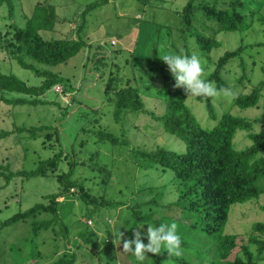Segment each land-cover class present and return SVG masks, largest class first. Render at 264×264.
Here are the masks:
<instances>
[{"label": "rangeland", "instance_id": "374dc122", "mask_svg": "<svg viewBox=\"0 0 264 264\" xmlns=\"http://www.w3.org/2000/svg\"><path fill=\"white\" fill-rule=\"evenodd\" d=\"M97 1L103 0H15L14 19L9 18L5 6L0 8V72L14 74L30 86L41 84V78L18 65L9 50H5V40L13 33L11 25L25 26L26 17L33 13L36 2L56 5L58 22L54 30L42 32V36L49 40L77 38L78 28L81 24L83 26L82 14L87 5ZM145 1L146 4L137 0H110L107 5L91 10L82 32L89 46L65 64L47 66L35 63L40 69L64 77L68 81L66 93L59 85L42 97L45 105H0V130L14 131L22 126L53 127L40 131L36 139L28 134L16 133L1 140L2 166L9 167L12 172H28L56 154H61L62 158L58 171L51 177L26 180L18 176L7 186L6 180L1 177L0 220L38 203L48 204L45 197L61 192L57 178L71 170L72 162L76 164L73 179L82 182L98 199V204L88 205L65 198L58 209L60 221L53 222L48 230H41L38 236L33 235L31 223L35 220L53 221L55 215L42 214L27 223L3 230L0 236V264H53L64 254H70L67 257L74 254V264H114L118 257L117 264H137L131 253H123L122 244L124 240H132L135 231H140L142 241L148 243L147 224L152 223L133 226L134 219L128 211L141 203L144 204L142 215L152 214L153 221L169 218L186 228L191 226L192 221L181 217L180 210L174 207L178 195L173 172L150 166L138 155L159 148L186 151L184 143L165 132L163 124L157 119L165 113L166 106L159 65L151 59L156 50L159 62L172 75L160 57L167 53H179L178 48L182 50L183 20L180 13L188 0ZM262 13L264 15V8ZM259 17L260 14L254 17L245 32L218 34L216 38L222 46L210 54L212 62L200 58L202 78L209 82L216 68L215 63L226 51L242 52V57L231 60L224 70L230 88L217 90L211 82L216 91L210 96L219 115L230 111L251 121L264 116V98L253 109L242 110L234 106L240 93L250 94L264 81V22ZM9 33L11 35L7 36ZM196 49L194 41L190 40V52L195 53ZM242 59L246 64L244 67ZM112 72L115 73L117 90L135 87L143 103L141 111L123 114L120 122L115 120L114 107L109 102L113 93L107 97L105 93L106 81ZM187 105L203 127L216 124L209 118V112L198 96L189 95ZM66 107L68 112L64 118ZM80 108L82 114L79 117L75 113ZM54 127L59 129L65 140L54 134ZM101 131L128 144H113L108 138L99 140L102 138ZM263 131L264 120L254 125V132ZM48 132L53 134L52 140H46ZM235 142L238 149L252 143L245 132H239ZM260 185L264 188V180ZM151 200L159 205L152 207L148 204ZM102 201L107 205L101 206L99 203ZM263 205L264 194L258 200L232 207L224 233L238 235L239 241L246 242L252 225L264 219V213L259 209ZM152 225L156 226L155 223ZM65 230L68 237L62 235ZM119 231L122 234L120 245L119 241H114V235H119ZM185 231L183 229L181 234ZM183 236L193 237L192 233ZM250 250L254 262L264 264V254L259 255L254 245L250 246ZM180 254L189 258L192 264H212L181 250ZM233 255L246 260L240 249L235 250ZM144 264H150L148 257Z\"/></svg>", "mask_w": 264, "mask_h": 264}, {"label": "trees", "instance_id": "16d2710c", "mask_svg": "<svg viewBox=\"0 0 264 264\" xmlns=\"http://www.w3.org/2000/svg\"><path fill=\"white\" fill-rule=\"evenodd\" d=\"M137 1L142 4L147 3L145 0ZM108 3L110 0L87 5L82 14L83 26L81 24L78 28L77 38L47 40L42 36V32H52L58 22L56 5L50 2H36L33 13L26 17L25 26L21 27L16 23L11 25L13 33L12 36H10L11 33L7 35L10 37L5 40V50H9L12 59L16 60L18 65L42 80L40 85L30 86L14 74L0 72V105L12 107L45 105L46 102L42 97L59 85L63 86L66 93L68 81L64 77L40 69L35 63L58 66L77 56L89 46L82 36L88 13ZM4 6L8 9L9 18L14 19L15 0H0V8ZM263 8L264 0H188L180 13L183 20L181 29L183 47L182 50L178 48L177 51L185 55H197L199 59L204 58L212 62L210 54L222 46L216 36L220 33L247 31L258 14H260L258 19L264 22ZM199 23H201L200 27ZM190 40H193L196 45L195 53L190 52ZM99 47L103 46L97 48ZM157 56L155 50L151 62L156 61L159 65L163 81L162 97L166 106L165 113L157 119L163 124L165 132L184 143L186 151L159 148L151 153L142 152L138 155L142 156L150 166H159L162 170L171 171L174 174L178 195L177 201L173 203L174 207L180 210L181 217L192 221L189 228L176 223L177 232L181 238L180 250L201 260H209L212 264H256L250 246H256L259 255L264 254V219L252 225V232L247 233L246 242L239 241L238 235H226L224 232L230 220L232 207L258 200L264 194V188L260 185V182L264 180V131L254 132V125L263 121L264 116L251 121L230 111H223L219 115L211 96L200 95L198 100L205 104L209 118L216 121L212 127H203L187 105L189 95L187 96L184 89L175 87L173 75L166 72ZM236 57H242V52L226 51L215 63L216 68L209 77V82L214 83L217 90L230 88L224 70ZM242 65L243 67L246 65L243 59ZM114 75L115 73L112 72L106 81L105 93L106 97L113 93L109 102L113 104L115 120L120 122L123 114L141 111L143 103L137 88L128 86L117 90ZM263 90L264 81L250 94L240 93L235 98L234 106L242 110L258 107L261 99L264 98ZM81 110L82 108L75 113L76 116H81ZM67 112L66 107L63 113L64 118L67 117ZM51 129H53L51 126L28 128L22 126L14 131L0 130V141L16 133L28 134L30 138L36 139L40 131ZM54 132L58 138L65 140L58 128L54 127ZM239 132L248 133L252 142L250 146L237 148L235 139ZM99 134L102 136L99 140L108 138L113 144H128L127 141L104 131ZM45 137L46 140H52L53 134L48 132ZM61 160V154H56L53 158L41 162L37 169L28 172H12L9 167L0 164V178L6 180L7 186L18 176L26 180L35 177H51L58 171ZM71 165L68 173L61 174L57 178L61 192L47 195L45 200H48V204L38 203L25 211L0 220V236L3 230L19 223H27L39 215L47 213L55 215L53 221L35 220L31 223L33 235L38 236L41 230H48L53 222L60 221L58 209L65 198H71L74 202L75 200L83 201L88 205L98 204V199L92 196L84 184L73 179V168L76 164L72 162ZM99 204L107 205L103 201ZM148 204L152 207L159 205L155 200H151ZM142 207L144 204L141 203L128 209L130 216L134 219L133 226L146 222L156 225L173 222L169 218L153 221L152 214L142 215ZM259 209L264 213V205ZM183 229L186 230L183 234L192 233L193 237H184L181 234ZM67 232L65 230L62 235L68 237ZM237 249L242 251L246 260L233 255ZM67 255L70 254H64L53 264H74L75 255L71 254V257ZM146 257L150 264H192L189 258L181 254H171L166 250L149 252Z\"/></svg>", "mask_w": 264, "mask_h": 264}, {"label": "clouds", "instance_id": "9594fccd", "mask_svg": "<svg viewBox=\"0 0 264 264\" xmlns=\"http://www.w3.org/2000/svg\"><path fill=\"white\" fill-rule=\"evenodd\" d=\"M160 58L172 73L175 87L184 89L187 96L212 95L215 93L216 89L213 84L202 78L201 60L197 55L167 53ZM121 235L120 231L119 235H114V241H119V245L121 244ZM146 239L147 244L142 241L141 232L135 231L132 240L123 241V253H131L137 264H144L146 254L149 252L156 253L163 249L171 254H180L181 238L177 232L175 222L161 223L156 226L147 224ZM118 259L114 264H117Z\"/></svg>", "mask_w": 264, "mask_h": 264}]
</instances>
